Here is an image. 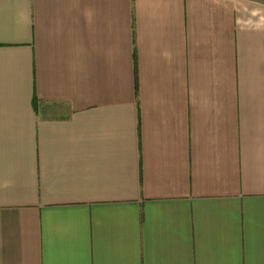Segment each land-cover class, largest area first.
Segmentation results:
<instances>
[{
  "label": "crops",
  "instance_id": "crops-1",
  "mask_svg": "<svg viewBox=\"0 0 264 264\" xmlns=\"http://www.w3.org/2000/svg\"><path fill=\"white\" fill-rule=\"evenodd\" d=\"M0 264H264V0H0Z\"/></svg>",
  "mask_w": 264,
  "mask_h": 264
}]
</instances>
